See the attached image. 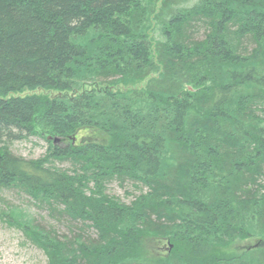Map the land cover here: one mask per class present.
Returning a JSON list of instances; mask_svg holds the SVG:
<instances>
[{"label":"trees","instance_id":"16d2710c","mask_svg":"<svg viewBox=\"0 0 264 264\" xmlns=\"http://www.w3.org/2000/svg\"><path fill=\"white\" fill-rule=\"evenodd\" d=\"M5 190L48 264H264V0H0Z\"/></svg>","mask_w":264,"mask_h":264},{"label":"rangeland","instance_id":"374dc122","mask_svg":"<svg viewBox=\"0 0 264 264\" xmlns=\"http://www.w3.org/2000/svg\"><path fill=\"white\" fill-rule=\"evenodd\" d=\"M47 147L48 144L44 140L31 137L29 140L14 143L12 150L16 155L36 159L45 155ZM107 192L126 203H130L139 194V190L134 189L130 184L121 187L117 182L111 183ZM19 211L27 215L26 218L34 220L36 225L44 227L55 225L61 234H69V229L70 234L74 232L68 221L64 219L52 221L47 209L39 208L30 196L20 191L5 190L0 197V264H48L44 250L27 238L25 232L15 223L14 214ZM91 231L86 229L87 234ZM150 241L146 245L147 254L161 256L169 253L168 242ZM248 243L251 242L241 243L233 249L238 252V249L244 248Z\"/></svg>","mask_w":264,"mask_h":264},{"label":"water","instance_id":"95a60500","mask_svg":"<svg viewBox=\"0 0 264 264\" xmlns=\"http://www.w3.org/2000/svg\"><path fill=\"white\" fill-rule=\"evenodd\" d=\"M55 143H56V144L59 143V139H55Z\"/></svg>","mask_w":264,"mask_h":264}]
</instances>
